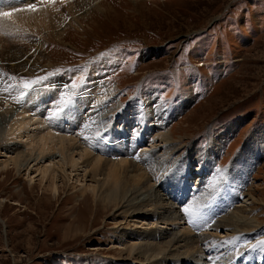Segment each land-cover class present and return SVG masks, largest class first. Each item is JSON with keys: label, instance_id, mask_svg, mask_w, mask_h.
Masks as SVG:
<instances>
[{"label": "rangeland", "instance_id": "rangeland-1", "mask_svg": "<svg viewBox=\"0 0 264 264\" xmlns=\"http://www.w3.org/2000/svg\"><path fill=\"white\" fill-rule=\"evenodd\" d=\"M50 5L60 16L56 31L32 26L33 33L0 34L3 107L9 102L20 111L28 95L53 91L56 115L61 104L74 109L85 91L92 105L94 94L108 90L100 109L89 112L88 104L80 113L81 119L89 113V131H96L103 118L104 144L81 138L80 123L68 130L66 122L58 126L67 131L64 137L80 138L90 157L102 158L108 138L127 127L122 112L149 111L170 138L167 143L162 136L154 138L155 146L143 142L135 149L149 150L144 168L160 177L154 187L158 212L152 218L149 208L141 214L120 207L107 213L96 210V200L82 204L94 187L86 166L90 158L78 155L82 148L74 150L75 160L80 158L75 169L67 166L65 175H56L55 198L38 170L58 164L57 152L32 169L15 173L10 165L2 170L12 155L7 147L35 146L28 145L39 132L35 118L15 134L20 138H0V264H150L139 251L128 250L130 245L146 234L168 240L184 230L202 240L207 235L210 240L199 239V247L208 262L264 264V0H51ZM139 128L135 125L129 136ZM116 152L124 159L123 148ZM232 184L238 187L234 201ZM170 204L177 215L158 214ZM169 214L181 221L163 225L160 216ZM227 220H240L239 232L235 226L223 228ZM204 222L205 231L199 225ZM214 226H221L216 234L209 231ZM237 235L249 239L243 247L236 245ZM218 240L216 252L219 246L210 248L209 241ZM181 247L175 244L155 262L188 264L183 260L190 255L170 256L187 253Z\"/></svg>", "mask_w": 264, "mask_h": 264}, {"label": "bare ground", "instance_id": "bare-ground-1", "mask_svg": "<svg viewBox=\"0 0 264 264\" xmlns=\"http://www.w3.org/2000/svg\"><path fill=\"white\" fill-rule=\"evenodd\" d=\"M50 1L51 0H0V34H5L6 32L33 33L31 32L33 30V28H31L32 26H35V29L48 28L50 32L56 31L57 26L60 25L59 24L60 16L54 13L53 6L50 5ZM4 12L10 13V15L5 17L2 15V13ZM15 62L17 65L16 66L17 69L19 68L17 60H15ZM26 63L28 62L26 61ZM33 71L34 70L32 69L31 72L30 71L29 72L33 74ZM52 92H48V94H46L43 91L41 92L38 91L36 93L28 95L25 100V104L23 105V108L20 111H17L13 106H11L9 102H6L7 104L3 107V103L5 102L6 99H2V101L0 100V138L11 139L14 138V136L15 138H20V136H16L15 134H17L18 132L20 135V131H22L21 130L22 128L25 127L29 128L31 123L35 121V118H38L39 122H37L38 126L36 128L38 129L39 132L37 131L38 134L37 133H36L37 135L35 134L36 141L34 143L32 141L28 142L29 147H31L32 144L35 146L32 147L31 150L25 149L21 151H19V149L17 148H13V146L7 147V150H9V152H11L12 155L9 156V159L6 161L5 165L2 166V170L7 171V168L10 165L12 167V171H14L15 173H19L20 170L24 171V169H27V167L29 166H31L32 169L37 167L38 164L43 161L42 159H44L45 156L51 155L50 153H53L54 151L57 152L59 154L58 157H60L58 164L49 163L47 166L45 165L42 170H38L41 173L40 175L42 177L41 179L46 177V179L48 180L49 192L55 198L59 196V189L56 186V183L54 182L57 176L59 175L58 172L63 173L65 175V168L67 166H70L72 169H75L76 163L80 158H77L75 160L74 150L76 148H82L79 146L81 145L80 138H74L73 136L70 135L64 137L65 135H68L66 134L67 131L64 132L62 131V129H58L59 128L58 126H62L66 122L68 123V127L66 128L68 130L70 129L69 126L73 127L75 126V124L78 125L80 123L79 125L80 127L77 130L79 131V135L81 138L84 137L92 141L97 140L102 144H104V142L107 139L106 137H104V134H106L107 132L105 126L102 125L103 121L100 122L103 118L101 120H99L100 118H98L99 127L96 129V131L93 130L89 131L90 124L87 123L88 121L85 122L86 121L85 118H87V114L89 113H86L85 118L82 119L80 118L81 116L80 113L82 112L84 113V111H86L85 107L88 106V104H90L89 103L90 97L86 96L87 95L86 91L84 93L82 92L83 97L79 98L78 101L76 100L77 102L74 103V105H76L74 109H71L73 107L71 106L65 110L61 104V106L58 108V113L56 115L54 110L55 106L51 108L52 107L51 103L54 102L53 100H51L54 98L52 97L53 94ZM108 92L109 91L105 89L102 90L100 94L97 93L94 94L92 97L93 98L92 105L90 104V109L88 111L92 112L95 111L96 109H100V106L104 105V101L106 99L105 94H108ZM45 105L47 106L46 108H48L46 112L43 111ZM53 105H55V102L53 103ZM143 111L145 113L144 112L140 113L138 112L137 108L134 107L131 113L122 112L121 119L125 123H127L126 124L127 127H123V128L121 127L120 129L118 128L119 130L117 129V132L114 134V136H110V138H108L109 145L106 146L107 147L106 158L105 157L102 158L101 154L90 157L89 156L90 152L83 149L84 147L80 149V153L78 155H80L81 158H83L84 156H88L90 158V161L86 166L91 167L89 176L91 178L92 184L94 185V187L88 188L90 189V193L92 194V196L91 197L85 196L82 197V199H80L82 200V204H85L87 200H96V204H95L96 210L99 209L101 211L105 210L107 213L111 209L120 207L123 208L126 212L139 211L140 212L139 214H141V213H145V211L147 213V209L149 208L150 210H152V213L150 214L152 218H154V214L158 212L155 211L156 205L158 204L155 200H157L156 198H158L160 195L156 194L154 189L155 188L157 189L155 185L159 183L160 177L155 178V176L149 172L150 170H148V168H144L143 165L144 163H142V158H145L147 156L149 150L147 151L146 149H144L141 150L139 153L135 149H137L143 142H146L151 146H155L154 145L155 141L153 140L154 138H159L162 136L164 138L162 141L163 143H167L170 138L169 135L163 133L162 131L163 125L160 123L156 124L157 122L154 121V118L151 117V115H149V111H145V110ZM43 113L44 115L48 116V118L46 117V120L49 119V121L51 122V124L54 125V127L47 126L46 122L48 120L46 121L45 119H41L42 116L40 115H42ZM29 114L32 115V117L29 116ZM132 116H134V118L131 119ZM135 125H138V127L140 128L132 132V134L129 136V132L134 129ZM152 132L155 133L152 137L150 136V138L152 139L149 141L147 140V135ZM1 147L3 148V145H0V148ZM116 147L117 148L121 147L124 149V159H122L120 155L117 154ZM35 149L37 150L36 151L37 154H35L34 152ZM171 152L172 150L166 152L167 153L165 154L166 158L169 156L168 154H170ZM54 156L55 153L53 154V156L51 155V158ZM148 158L151 162L154 161L152 156ZM159 158H161V155L159 156ZM198 172L199 174L201 173V171ZM199 180L202 181V178L200 177ZM232 183H234V181H232ZM232 185L228 187L230 201L231 200L234 201L235 198L237 199L239 197L237 195L238 194V187L236 186L237 184H235L234 186ZM173 208L174 206L173 205L171 206L170 204L169 208L164 210L163 213H158V214L164 215V213L169 212L170 214L173 213V216H175L177 215V212H172ZM95 215L97 214L95 213ZM84 216L85 215H83V217ZM173 216L170 215V217L168 216L166 219L164 216L163 217L160 216V220L164 221L163 225H167L168 223L176 224L175 222L179 220L181 221L179 217L176 219V217L173 218ZM81 219H82V215L79 216V219L76 220V222H81ZM156 219L158 220V217ZM197 221L198 220L196 219L194 220V222ZM230 222L231 220H229V222L227 220L226 223L224 222L225 225L223 226V228H227L228 226H235L234 229L236 228L237 231L241 229L240 227L242 222L240 220H235V223L233 222L230 223ZM199 225L200 227L202 226V230L204 231L208 228L207 223L205 222ZM220 228L221 226H214L209 231L213 234H216L218 233V230ZM242 229L244 231L245 227H243ZM155 234H146L140 236L137 239V242L134 243V245H130L128 250H134V252L139 251L138 256L143 259L144 263L149 262L150 264H158L155 262L158 256L160 255L164 256L166 255V253L169 254V252L167 251L170 250L171 247H173L175 244L176 245L180 244L182 246L181 247L182 249L183 248L186 249L187 253H179L177 251H174L171 253L170 255L171 257L173 258L178 257L180 254H182L186 258L187 256L185 255H190L189 259L183 260L184 262H188V264L217 263L213 261L208 262L203 252V249L199 247V239L202 240V238L200 237L203 236H193L191 232L184 230L181 234L180 233L174 234L168 240H164L160 236L159 237L155 236ZM235 237L238 240L236 245L240 247H243L244 246L243 244L247 243L249 240L248 238L245 239V237H241L238 235ZM207 239L208 238L206 235V237L203 238V240H207ZM209 242L212 245V247L210 248L219 246L218 249L216 250V252H219V249L221 247L220 241L217 243H214V241L213 242L209 241ZM233 250H234L233 248H230L228 251L233 252ZM260 257H262V255H260ZM181 259H183V257ZM244 259L247 258L242 256V260ZM171 261L172 263L177 262V261L175 262L174 260ZM228 264H233V263H228Z\"/></svg>", "mask_w": 264, "mask_h": 264}, {"label": "snow or ice", "instance_id": "snow-or-ice-1", "mask_svg": "<svg viewBox=\"0 0 264 264\" xmlns=\"http://www.w3.org/2000/svg\"><path fill=\"white\" fill-rule=\"evenodd\" d=\"M2 15L5 16V17H7V16L10 15V13H8V12H4V13H2ZM24 87H25V88H29V87H31V85L28 84V83H25Z\"/></svg>", "mask_w": 264, "mask_h": 264}]
</instances>
